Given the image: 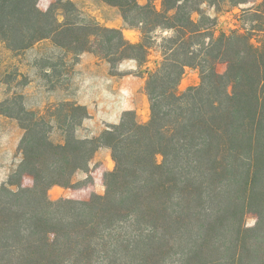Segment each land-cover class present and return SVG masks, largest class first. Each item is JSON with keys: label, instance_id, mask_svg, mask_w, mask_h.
I'll use <instances>...</instances> for the list:
<instances>
[{"label": "trees", "instance_id": "obj_1", "mask_svg": "<svg viewBox=\"0 0 264 264\" xmlns=\"http://www.w3.org/2000/svg\"><path fill=\"white\" fill-rule=\"evenodd\" d=\"M39 1L0 0L8 50L50 40L75 58L91 53L141 68L158 46L163 60L146 71L147 123L126 111L99 137L80 139L71 126L89 117L85 106L66 102L45 113L18 106L25 134L22 158L0 188V264H168L177 255L178 264H264V0H104L141 31L139 43L79 19L72 1L47 11ZM205 3L217 13L243 7L242 27L217 34L216 18L201 11ZM159 32L169 34L158 43ZM187 68L199 71L201 83L179 92ZM54 124L63 143L51 140ZM102 148L115 162L105 194L51 200L53 187L90 173ZM248 211L258 216L251 229Z\"/></svg>", "mask_w": 264, "mask_h": 264}, {"label": "rangeland", "instance_id": "obj_2", "mask_svg": "<svg viewBox=\"0 0 264 264\" xmlns=\"http://www.w3.org/2000/svg\"><path fill=\"white\" fill-rule=\"evenodd\" d=\"M57 1L40 0L39 8L47 11L51 4H57ZM138 1L141 5L147 4V0ZM72 2L81 14L79 19L83 21L91 19L101 26L121 30L124 37L131 43H139L141 41V31L138 28L130 27L125 22L118 7L111 6L104 0H79V2ZM156 6L161 9V2L158 1ZM242 9L243 7H239L217 13L216 9L208 3L201 6V11L216 18L217 34L220 32L230 33L233 30L240 29L243 24L239 16ZM58 13L60 20L63 21L62 11ZM74 18L76 19V17ZM193 18L195 21L201 20L198 12L193 14ZM168 34V32H159L157 34L158 43L161 42V37ZM162 60L163 57L158 46H154L152 49L145 66L139 68L134 60H125L113 65L91 53H84L79 58H75L55 48L50 40L40 42L30 49L18 53L8 50L5 44L0 41V114L2 115L0 132L2 128H5V133L2 136L10 138H17L20 132L22 141L25 131L21 128L17 119L20 111L18 106L23 105L28 110L45 113L48 108L55 107L61 103L75 102L78 105H82L80 103L82 100L91 102L93 96L91 92L86 91L85 87L97 81L99 76H113L116 80L126 81L127 89L132 91L133 94L130 99L136 105L135 110L127 111H134L140 123H147L151 116L150 103L145 90L148 73L156 70L161 65ZM217 69L220 73H224L227 66L219 64ZM106 81L105 84H111ZM100 82H103V79ZM200 83L199 71L187 68L178 90L179 92H185ZM97 100L98 98L95 99V101ZM113 100L114 98L111 99V101ZM123 114L124 112L120 118L112 120L91 119L90 117L82 120L81 113H77V121L81 119V124L79 126L73 124L71 132L75 133L80 139L99 137L109 127L119 124L122 121ZM54 126L51 140L54 143H63V131L58 129L55 124ZM18 156L21 160L22 155L18 153ZM162 161L163 157L161 155L158 156V162L162 163ZM90 165V177L94 178L93 185H82L86 180H82L83 172H79L74 175L71 187H53L49 191L50 199L53 201L62 199L88 201L94 194H105L104 177L115 168L111 150L108 148L98 150ZM16 166L12 168L11 173L16 169ZM23 184L25 187H31L33 185L32 178H24ZM257 222L258 216L254 212L248 211L245 214L244 225L246 228H254ZM123 256L121 257L122 260L129 259L123 258ZM178 258H180L179 255L171 257L168 264H178Z\"/></svg>", "mask_w": 264, "mask_h": 264}, {"label": "crops", "instance_id": "obj_3", "mask_svg": "<svg viewBox=\"0 0 264 264\" xmlns=\"http://www.w3.org/2000/svg\"><path fill=\"white\" fill-rule=\"evenodd\" d=\"M79 2V0H71ZM103 79V82L100 80ZM111 83L110 85L105 84ZM97 83V84H96ZM126 81L116 80L113 76H99L97 81L90 86H86L87 92H91L93 100L80 101L88 110L89 117L92 119L102 118L104 120H112L120 118L121 114L127 110H135L136 105L130 97L133 95L126 87ZM98 98L97 101L95 99ZM114 98L113 101L111 99ZM0 114V119H1ZM5 128L0 132V187L7 182L12 168H14L19 159L18 148L21 142V133L17 138L3 137ZM91 166V165H90ZM90 173L83 172L82 180H87ZM93 178V177H92ZM94 178L88 184L93 185Z\"/></svg>", "mask_w": 264, "mask_h": 264}]
</instances>
